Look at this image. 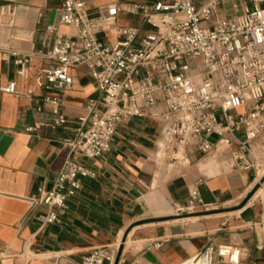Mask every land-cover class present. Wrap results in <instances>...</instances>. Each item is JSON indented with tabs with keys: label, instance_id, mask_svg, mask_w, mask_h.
<instances>
[{
	"label": "crops",
	"instance_id": "0c3cea01",
	"mask_svg": "<svg viewBox=\"0 0 264 264\" xmlns=\"http://www.w3.org/2000/svg\"><path fill=\"white\" fill-rule=\"evenodd\" d=\"M60 1L0 0V5L11 2L17 7L13 25H0V46H6L0 50V130L11 137L0 152V264H78L93 247L113 249L123 239L117 264H178L211 240L240 245L243 264H264V181L254 192V170L236 169L230 152L218 146L209 152L195 144L177 152L162 149L160 118L137 116L120 122L106 154L80 158L95 175L79 177L80 188L68 198L59 220L42 223L37 218L47 208L31 207L30 199L41 188H51L69 151L65 140L86 127L85 103L100 96L85 65L70 69L73 81L63 90L35 82L53 63L43 56L55 38L50 25L62 34L76 31L59 21ZM192 1L201 6L207 0ZM84 2L88 13L97 16L113 3L126 8L133 3L151 6L154 0ZM254 5L264 8V0H222L217 12L239 15ZM117 21L142 27L138 14L121 11ZM145 31L143 26L141 34ZM98 37L109 45L117 40L113 30ZM21 54L28 55L25 76L17 74L15 59ZM10 81L15 82L14 91L6 92ZM46 96L62 98L58 109L64 123L54 122V105ZM193 187L201 203L192 212L212 214L172 218L183 213L179 210ZM229 207L234 208L221 225L210 222ZM215 234L221 237H211ZM154 241L160 245L153 246Z\"/></svg>",
	"mask_w": 264,
	"mask_h": 264
},
{
	"label": "built area",
	"instance_id": "2783aa9c",
	"mask_svg": "<svg viewBox=\"0 0 264 264\" xmlns=\"http://www.w3.org/2000/svg\"><path fill=\"white\" fill-rule=\"evenodd\" d=\"M222 0L196 6L192 0H154L126 8L117 3L97 16L88 13L84 0H61L59 21L75 34L57 32L43 56L52 64L36 76L37 85L63 90L72 84L71 68L85 65L100 93L85 103L87 125L73 139L51 188H41L30 199L31 207L45 206L42 223H53L68 208V198L80 188L79 177L95 175L80 158L106 154L117 126L130 117L150 116L163 121L160 147L181 150L195 144L202 152L216 146L229 151L233 166L252 168L257 183L264 175V8L254 5L239 15L220 16ZM17 7L0 5V25H13ZM138 14L142 27L120 24L121 12ZM4 17L8 20L5 22ZM113 30L112 45L99 34ZM6 50V46H0ZM17 74H27L28 55L15 59ZM10 81L3 90L13 92ZM53 103L54 122L64 123L60 96H46ZM43 124V123H41ZM172 160L181 156H172ZM261 185V183H260ZM201 203L198 190L189 191L181 212H192ZM121 242L110 249L95 246L78 264H114ZM159 241L153 246L158 247ZM243 248L233 242H208L183 264H243ZM255 264V263H252Z\"/></svg>",
	"mask_w": 264,
	"mask_h": 264
},
{
	"label": "rangeland",
	"instance_id": "374dc122",
	"mask_svg": "<svg viewBox=\"0 0 264 264\" xmlns=\"http://www.w3.org/2000/svg\"><path fill=\"white\" fill-rule=\"evenodd\" d=\"M260 164H263L264 162L263 161H260L259 162ZM264 166V165H263ZM261 179V178H260ZM260 179H259V181H260ZM258 184V187L260 186V184H259V182L257 183ZM257 187V188H258ZM256 188V189H257ZM256 191V190H255ZM254 191V192H255ZM234 208V207H233ZM233 208L232 207H229V208H226V209H222V210H220L219 211V213H221V214H218V215H216L217 216V218H214V219H212V221H210L213 225H217V224H219V225H221V221H223L224 220V215H227V214H229L230 212L229 211H232L233 210ZM194 210H196V208L194 209ZM207 214H212L211 212H199V213H196V212H191V213H186V212H183V213H180V212H178V214H176L175 216H173L172 218H180V217H194V216H197V215H207ZM219 216V217H218ZM200 218H210V216L208 217V216H201ZM219 234H215V235H211V237H215V238H217V237H221V235L220 236H218ZM199 239L201 240V241H204V239H206L207 240V238L206 237H199ZM208 241H206L205 242V244L207 243ZM209 242H221V241H215V240H211V241H209Z\"/></svg>",
	"mask_w": 264,
	"mask_h": 264
},
{
	"label": "water",
	"instance_id": "95a60500",
	"mask_svg": "<svg viewBox=\"0 0 264 264\" xmlns=\"http://www.w3.org/2000/svg\"><path fill=\"white\" fill-rule=\"evenodd\" d=\"M10 139H11L10 136L3 134V132L0 130V152H3L5 150L8 143L10 142ZM263 181H264V175L260 179L259 184L262 183ZM257 187H258V184H256L254 186L253 191H255ZM123 243H124V239L122 240V242L118 246L114 264H117L119 261L120 255L122 253L123 245H124Z\"/></svg>",
	"mask_w": 264,
	"mask_h": 264
},
{
	"label": "bare ground",
	"instance_id": "6f19581e",
	"mask_svg": "<svg viewBox=\"0 0 264 264\" xmlns=\"http://www.w3.org/2000/svg\"><path fill=\"white\" fill-rule=\"evenodd\" d=\"M264 167L259 170V175L263 172ZM184 264H189L188 261H186Z\"/></svg>",
	"mask_w": 264,
	"mask_h": 264
}]
</instances>
